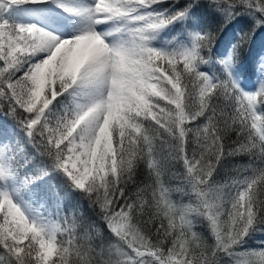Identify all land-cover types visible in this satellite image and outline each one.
I'll return each instance as SVG.
<instances>
[{
  "label": "snow or ice",
  "instance_id": "snow-or-ice-1",
  "mask_svg": "<svg viewBox=\"0 0 264 264\" xmlns=\"http://www.w3.org/2000/svg\"><path fill=\"white\" fill-rule=\"evenodd\" d=\"M165 2L0 0V110L32 149L0 131V264H264V248L242 247L264 224V79L247 91L233 71L250 33L215 58L223 75L203 71L215 34L198 26L200 0H173L171 13ZM25 3L55 5L80 26L66 36L7 15ZM207 5L226 22L247 13L253 30L264 25V0ZM187 20L183 39L154 45L160 31ZM241 155L248 163L220 182L222 160ZM175 163L183 171L170 188L164 178ZM52 172L94 216L64 205L68 193L52 184L33 196L53 213L13 195L11 181L34 185ZM200 223L211 242L196 231Z\"/></svg>",
  "mask_w": 264,
  "mask_h": 264
},
{
  "label": "trees",
  "instance_id": "trees-1",
  "mask_svg": "<svg viewBox=\"0 0 264 264\" xmlns=\"http://www.w3.org/2000/svg\"><path fill=\"white\" fill-rule=\"evenodd\" d=\"M184 0H180V4L182 5ZM169 5H173V7H169ZM176 5L173 4V0H166L165 4L161 5L160 8H168L169 13L175 10ZM15 10H25V11H35L39 10V5L34 3H25L21 5H16L12 7ZM159 10V9H158ZM195 16L198 20V26L201 30L210 31L215 34V43L212 48V56L213 59L206 65L202 66L203 71L211 72L213 74L223 75V68L220 64L216 62V57H223L227 55L229 50H231L232 46L237 43L240 38V33L246 32L250 33V36L247 42L241 46L238 50V56L236 58V64L234 68V74L237 79L240 81V85L244 88L245 84L251 81L257 69V65L261 54L264 55V25L256 27L253 30V25L255 21L253 17L247 13L236 16L234 19L230 21H225L224 17L213 8L207 5V0H200L199 6L194 9ZM7 15L16 20L12 14L7 13ZM259 15V13H257ZM191 20L187 21H178L172 25H169L167 28L160 31L155 40L153 41L154 45L157 47H171L175 45L176 41L173 40V37H176L177 40L183 39L186 36L187 30L191 27ZM169 41L172 43L169 44ZM264 76V72H263ZM264 79V77H263ZM198 122H202L198 121ZM0 127H3L9 130L12 133V137L14 140H19L22 143H25L27 151L29 155L32 154V149L26 143V138L23 135L22 129H20L18 122L14 119V117L8 114L7 109L0 110ZM248 157L245 155L227 157L222 160L221 165L217 168V179L220 182H223L224 179L227 178L228 175L233 174L232 169L238 164H246L248 163ZM175 168L171 169L169 174L165 176V185L170 188H174L177 184V180L175 178L174 173L176 171H183L182 165L180 163H175ZM32 166L28 165L25 169L21 170V175L25 174L27 171H31ZM146 175V169L143 164H141L137 169V180H144ZM45 183L52 184L57 186L61 194L63 195L65 192L68 193L64 201V205H82L83 209L87 210L90 215L94 216V213L91 208H89L88 201L83 199L81 195L73 191L68 187L65 183V177L58 172H52L49 176L43 177ZM19 180V179H17ZM44 184V185H47ZM173 199L179 200L180 197H177L173 194ZM44 208H46L49 213L54 212L53 205L49 203H45ZM184 203H189L188 197L183 198ZM63 207V205H62ZM101 227L103 224L101 222ZM260 230L252 232L248 237H246L245 242L242 247L245 249H262L264 246V224L258 226ZM196 231L201 233L205 238L211 242V237L209 233V229L206 223L197 224ZM105 236L110 237V233H107V230H104ZM2 251V249H0ZM56 257L53 256L52 259ZM259 258H257L258 260Z\"/></svg>",
  "mask_w": 264,
  "mask_h": 264
},
{
  "label": "rangeland",
  "instance_id": "rangeland-1",
  "mask_svg": "<svg viewBox=\"0 0 264 264\" xmlns=\"http://www.w3.org/2000/svg\"><path fill=\"white\" fill-rule=\"evenodd\" d=\"M72 2L90 3L91 0H72ZM48 3L51 5L52 0H48ZM8 13L12 14L17 21L35 23L58 33H62L66 36L72 35L73 31L80 26V19L78 17L63 12L61 9L56 8L55 5H52L51 7H43L39 5V10L37 12L25 10L19 11L11 8ZM108 27L110 26H100L101 30H105ZM260 57H264V55L261 54ZM260 63L261 58L259 59L255 76L251 81L245 84V90L255 91L260 80L263 79V72L259 68ZM238 81L240 80L238 79ZM3 129V127H0V131H3ZM44 184L47 183H45L44 178H42V180L36 181L34 185L25 186L21 180H14L10 182L9 186L15 198L29 205L33 211L40 214H49V211L44 208V204L41 201L38 202L33 196V190L36 187L42 186Z\"/></svg>",
  "mask_w": 264,
  "mask_h": 264
}]
</instances>
